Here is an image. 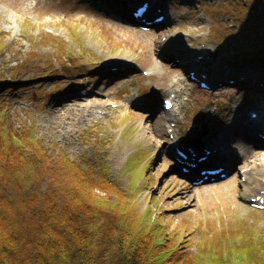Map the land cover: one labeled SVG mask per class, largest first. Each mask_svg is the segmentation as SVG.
Segmentation results:
<instances>
[{"label": "rangeland", "instance_id": "374dc122", "mask_svg": "<svg viewBox=\"0 0 264 264\" xmlns=\"http://www.w3.org/2000/svg\"><path fill=\"white\" fill-rule=\"evenodd\" d=\"M93 1L97 5L83 0H0V185L27 192L41 182L31 170L36 160H30V166L20 161L24 150L18 146L33 139L57 161H52L57 169L49 175L62 172L64 176L56 182L61 187L81 181L64 157L83 169L92 165L96 172L103 173L99 184L108 187H97L93 193L106 200L89 203L100 212L104 225L115 224L129 206L138 216L139 231L151 235L153 247L164 248L159 246V236L174 256L183 259L209 250L223 255L233 245L238 248L234 244L238 236L247 235L255 242L242 229L254 227L264 235V210L252 208L250 201L234 200L232 191L224 199L220 188L232 189L235 182L231 181L211 190L199 189L192 201H201V207L187 206L179 197L187 192L182 189L192 190L194 181L182 175V168L176 169L165 152L168 147L174 156L176 148L187 152L177 146L184 145L185 139H193L190 143L198 146L214 142L223 129L224 123L218 119L224 107H238L250 120L252 107L258 102L254 96L237 87L235 80L218 85L216 81L228 67L238 68L240 73L264 74V63L256 66L246 57L264 62V0H168L173 15L183 18L170 27L168 22L157 25L152 31L118 21L116 14L109 13L116 9L112 11L122 15L117 2ZM76 8H83V16L88 15L93 25L68 22V15ZM97 21H113L132 31H123L124 35H119L123 43H116L113 31L106 27L105 32L111 34L102 33L95 26ZM133 30L148 36L159 33L165 40L177 34L163 50L183 56L182 49H188L194 53L192 58L203 59L206 66L217 64L220 69L213 76L215 81L208 70L181 67L159 55V61L175 69L171 77L169 69L160 66L161 74L168 76L159 83L160 79L149 74L151 56L146 42ZM250 41L259 42V47L254 55H245ZM204 45L213 51L203 54ZM242 45L246 48L237 51ZM192 72L206 75L212 90H201L192 83ZM73 83L80 85L78 90ZM75 97L81 107H61ZM164 99L174 100L178 109L165 111ZM91 101L106 104V109L88 107ZM169 114H175L179 123H168L165 118ZM148 128L158 147L140 140L142 130ZM262 132L259 130V138ZM262 144L254 151H264ZM259 178L248 195H255L264 185V175ZM47 184L45 180L39 186L45 190ZM116 200L119 203L115 206L121 207L115 217L112 202ZM159 223L163 227L155 229ZM255 249L254 245L250 247L251 251Z\"/></svg>", "mask_w": 264, "mask_h": 264}, {"label": "trees", "instance_id": "16d2710c", "mask_svg": "<svg viewBox=\"0 0 264 264\" xmlns=\"http://www.w3.org/2000/svg\"><path fill=\"white\" fill-rule=\"evenodd\" d=\"M253 43L251 49L257 50L259 42ZM18 147L24 150L20 161L36 160L31 164L34 174L31 173L41 182L27 192L0 185V264H264V235L254 227L242 231L254 237L255 242L247 235L238 236L234 242L238 248L233 245L223 255L209 250L210 253L197 252L183 259L174 256L159 236V246L164 248L153 247L151 235L139 231L138 216L129 206L115 224L104 225L100 212L89 203L106 200L93 193L97 187H108L99 184L103 182L102 172H96L92 165L83 169L63 156L81 181L61 187L56 182L64 174L49 175L57 169V161L46 155L38 142L32 139ZM45 180L48 184L43 190L39 185ZM116 203L119 202H112L115 217L121 207ZM162 227L159 223L155 229ZM253 245L256 249L251 251Z\"/></svg>", "mask_w": 264, "mask_h": 264}, {"label": "bare ground", "instance_id": "6f19581e", "mask_svg": "<svg viewBox=\"0 0 264 264\" xmlns=\"http://www.w3.org/2000/svg\"><path fill=\"white\" fill-rule=\"evenodd\" d=\"M141 1L142 0H129L130 8L137 6L138 3H140ZM148 1L150 2L151 7L147 17L154 16L155 14H157V10L161 9L162 15H166V19H167L166 22L168 21L169 27L175 25L178 21H180L183 18L182 17L181 19H178L175 14L173 15V12L171 11L170 8L171 2L168 0H148ZM83 2L86 4H90V3H94L95 1L83 0ZM105 2L108 3L109 0H105ZM110 2L112 3L111 0ZM94 4L97 5L96 2ZM88 7H92V6L88 5ZM82 9L83 8H76L75 9L77 10L76 12L69 14L67 18L68 22H73V23L77 22L85 26H88L90 24L93 25V23L88 18L89 17L88 15L83 16L85 12H83ZM167 9L170 10V13H167ZM112 10H116V9H112ZM112 10L109 13L116 14L117 20L120 21L121 23L132 22L136 26L142 23V22L140 23L141 20H137L133 18L130 14V11L126 10L125 8L120 9L122 10L120 11L122 15L119 13V11H112ZM108 18L113 20V18L115 17L109 16ZM59 22L62 23L63 21H59ZM95 26L101 28L102 30L101 32L104 34H111L109 32H105L104 30L106 27H109L113 31V35H115V39L113 37L112 39L116 43H123L121 39H119V35L120 36L124 35L123 31L124 32L132 31L125 27H122V25L113 23V21L108 23L104 21H97ZM133 31H137L141 39L145 40L146 47L149 49L148 54L149 56H151L148 58L149 66H150L149 74L151 77L160 79L159 83H163L162 80L164 81L167 80V78H165V75L168 76V73L161 74L160 66L168 68L171 77L175 74V69L169 67L170 63H173L175 65H180L181 67H186V68H189V66H194V67H200L203 70H208L211 74H213L210 75L212 80H214L213 76L215 72L219 71L220 69V67L215 63H213L211 67H208L205 65L204 60L198 61L192 58L191 54L193 52L188 49H182L183 51L181 53H183V56L175 55L172 52H165L163 48L167 47L168 43L177 37V34H173L171 37L169 35L168 37H166L167 40H165V38H162V36L159 33H153L152 34L153 36H148L147 34L141 32L140 30H133ZM189 35L193 38V35L191 33ZM159 48L160 49L162 48L161 52L159 51V54H156L155 50L157 49L158 51L160 50ZM100 51L101 53H105V50L103 49H101ZM159 55H162V58L167 59L170 63L166 64L163 63V61H159L160 59ZM77 60H78L77 58L72 59V61H77ZM238 70L240 69L238 68L233 69L231 67H228V69L223 70V76L222 78H220V80L216 81V84L217 85L220 83L222 84L229 79L235 80L237 83L236 85L237 87L242 88V90L244 91H248L258 101L256 105L252 107V109L254 111H257L260 117L256 120H248L242 115L241 112L242 109L239 111L238 107L231 110V107L227 106L222 108L223 110H220L221 118L218 120L224 123L223 129L220 130V134L215 137V141L209 144L211 155L208 156L206 161L198 162V159L204 156V154L201 155L202 152L198 150L194 151L196 156H192V155L190 156L189 162L196 165V167L193 169V174L191 178L192 180L196 178L202 179L203 176H201V174L198 173V170L200 168L211 165H220V167L224 168L229 173L230 176L225 180H220L219 182L213 184L207 185L208 183L207 182L206 184H203L202 186L199 187L192 186L193 187L192 190H188L189 188L182 189V190L187 189V192L181 193L179 199L182 203L186 204L187 206H196L198 208L201 207L200 206L201 201H199V203L197 204H194L192 201V199H194V195H196V192L199 189L204 190L203 188L206 187L207 190H211L213 186H219L221 184L227 183L228 181L235 182V185L232 187V189H229L228 187L220 188V193L224 197V199H228V195H229L228 193L230 191L233 192V194H231V197L236 201L237 200L240 201L241 199H244L252 203L253 198H257L259 196H261L262 199L264 198L263 196L264 185H260L258 187V190L255 191L256 192L255 195L251 196L252 194L251 195L247 194L248 191L252 190L257 180L260 179L259 176L264 175V151H254V148L256 146L258 147L263 145L262 142H260L258 132L259 129H262L264 127V74L258 71L257 74H252L250 71L243 72V70L242 73H240L237 72ZM73 84H74L73 85L74 89L76 88L78 90L80 85H78L77 83H73ZM167 87H169V85ZM73 106L81 107V104L78 103V97L70 98L69 100L64 102L61 107L71 108ZM87 106L91 108L103 107L104 109H106L105 106L107 105L96 104L95 101H91V103L88 104ZM150 115L153 116L151 113ZM165 119L170 124L179 123V120H177V116L175 114H169ZM174 131L175 130L173 129L172 132ZM160 136L163 137V134L160 133ZM139 137L140 140L145 142L146 144H152L153 146L156 147H158L159 145V142H157L156 139H153L150 136L149 128L146 130L145 129L142 130ZM197 148L198 147L195 146V149ZM165 153L169 157L168 159L170 161H173V164L175 165L176 169L180 168L181 166H186L187 162L185 160H181V162L177 161V157L172 154L170 147H168ZM165 162H168V160H165ZM166 173L168 172L166 171Z\"/></svg>", "mask_w": 264, "mask_h": 264}, {"label": "water", "instance_id": "95a60500", "mask_svg": "<svg viewBox=\"0 0 264 264\" xmlns=\"http://www.w3.org/2000/svg\"><path fill=\"white\" fill-rule=\"evenodd\" d=\"M264 47V46H263ZM263 47H261V48H263Z\"/></svg>", "mask_w": 264, "mask_h": 264}]
</instances>
